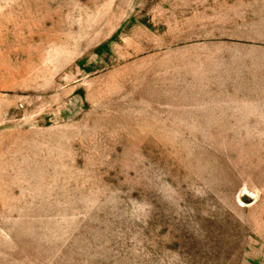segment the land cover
Segmentation results:
<instances>
[{"label": "rangeland", "instance_id": "374dc122", "mask_svg": "<svg viewBox=\"0 0 264 264\" xmlns=\"http://www.w3.org/2000/svg\"><path fill=\"white\" fill-rule=\"evenodd\" d=\"M0 264H264V0H0Z\"/></svg>", "mask_w": 264, "mask_h": 264}]
</instances>
